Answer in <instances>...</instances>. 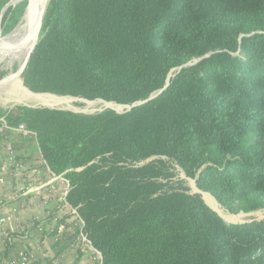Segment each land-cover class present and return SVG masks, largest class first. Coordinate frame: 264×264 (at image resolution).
Returning a JSON list of instances; mask_svg holds the SVG:
<instances>
[{"label":"trees","instance_id":"trees-1","mask_svg":"<svg viewBox=\"0 0 264 264\" xmlns=\"http://www.w3.org/2000/svg\"><path fill=\"white\" fill-rule=\"evenodd\" d=\"M46 10L22 72L29 91L131 105L178 67L123 112L10 114L65 174L102 264H264V219L226 222L175 178L176 165L229 212L264 208V0H50Z\"/></svg>","mask_w":264,"mask_h":264},{"label":"built area","instance_id":"built-area-1","mask_svg":"<svg viewBox=\"0 0 264 264\" xmlns=\"http://www.w3.org/2000/svg\"><path fill=\"white\" fill-rule=\"evenodd\" d=\"M70 185L64 173L55 174L39 146L37 132L24 123L9 125L0 118V264H6L5 253L17 236L26 237L28 228L51 234L59 219L54 212L72 215L77 220L76 241L91 252L94 264H102V255L82 231L83 221L66 199ZM36 205L46 218L6 228L22 210ZM56 210V211H55ZM53 223V224H52ZM22 234V235H18ZM30 256L20 252L18 261L30 264Z\"/></svg>","mask_w":264,"mask_h":264},{"label":"rangeland","instance_id":"rangeland-1","mask_svg":"<svg viewBox=\"0 0 264 264\" xmlns=\"http://www.w3.org/2000/svg\"><path fill=\"white\" fill-rule=\"evenodd\" d=\"M25 3H26L25 1H22L19 3H17V2L13 3L12 0H0V35L1 36H5V35L9 34L10 31H12V29L18 24V22L20 21V18L22 16V12H23ZM7 5H9V6H7ZM6 6L9 7V9H6L3 12V14H1V12L3 11V8H5ZM46 8H47V6H46ZM46 8L41 15V17H42L45 13L42 21L40 19L41 24L39 23V27H38V30H40L38 40H40L42 38L44 33L47 31L48 25H49V23H48L49 21L46 17V12H45V11H47ZM20 68H21V65H14L12 68V73H16ZM177 70H178V67L171 69L167 74L166 80H167L169 75L172 76L175 73V71H177ZM7 74H8V72L5 69L4 64L0 63V80L3 79V77L6 76ZM18 78H19L20 86L24 92L34 93V94H47V95H52L54 97H60L61 99L54 101L53 104H45V103L26 104V103L12 102L8 98L0 95V118L2 120L6 121V123H8L9 125H15L17 123H24L28 128H30L26 122H23V121H17L16 122V121L11 119V116H10L11 112H15L16 108L20 107V106H26V107L52 106V107L74 108V110L79 109L78 111H80V112H78V113H83V114H94L97 112H102L104 110H114L113 108H115L116 110L121 111V112L126 111L125 108H122V106H127L126 104H119V103H116L115 101H106V100L100 99V98L86 99L83 97H76V96H70V95L61 96V95H56V94L53 95V93L50 94V93L32 92V91L27 90L22 85V82H23L22 73L21 74L19 73ZM21 80H22V82H21ZM73 98L80 99V100H73ZM116 110H114V111H116ZM70 111H73V110L71 109ZM175 171L177 173L175 178L178 177L180 179H183L184 184L188 187L189 191L191 193H199L201 195V198L203 199V201L211 209H214L217 214L219 212H221L224 215L231 217L232 219L230 220V223L240 222V221L244 222V221H248L251 219H253V220L254 219H257V220L264 219V208L255 209V210H251V211H247V212L241 211V210L236 212V213L229 212L209 192H205V191L200 190L196 186L195 180L190 178V177H186L184 175V172L176 165H175ZM194 191H198V192H194ZM221 217L223 218L222 215H221Z\"/></svg>","mask_w":264,"mask_h":264},{"label":"crops","instance_id":"crops-1","mask_svg":"<svg viewBox=\"0 0 264 264\" xmlns=\"http://www.w3.org/2000/svg\"><path fill=\"white\" fill-rule=\"evenodd\" d=\"M54 213L61 217L54 232L42 233L35 226H30L26 237L17 236L6 248V264H21L18 261L20 252L30 256V264H94L91 252L76 241V218L68 214L62 216L60 212ZM35 218H38L36 222L45 219V211L36 205L28 206L6 228L13 229Z\"/></svg>","mask_w":264,"mask_h":264},{"label":"bare ground","instance_id":"bare-ground-1","mask_svg":"<svg viewBox=\"0 0 264 264\" xmlns=\"http://www.w3.org/2000/svg\"><path fill=\"white\" fill-rule=\"evenodd\" d=\"M22 1L26 3L20 21L9 34L5 36L0 35V63L4 64L8 72V74L0 80V95L16 103L53 104L54 101L60 100L61 98L47 94L24 92L20 86L18 76L23 66L22 63H24L23 61H25L28 52L37 40L39 23L41 24L42 21L41 15L49 0H12L13 3ZM7 6L5 8H7ZM14 65H21V68L16 73H12ZM69 109L74 110V108ZM219 213L228 221L232 219L221 212Z\"/></svg>","mask_w":264,"mask_h":264},{"label":"water","instance_id":"water-1","mask_svg":"<svg viewBox=\"0 0 264 264\" xmlns=\"http://www.w3.org/2000/svg\"><path fill=\"white\" fill-rule=\"evenodd\" d=\"M50 2V1H49ZM6 10V8H3V11L1 12V14H3V12ZM42 19H43V16H42ZM38 37H37V40L35 41V43L32 45V47H31V49H30V51L28 52V54H27V56H26V59H25V61H24V63H23V66H22V69H21V72H20V74L22 73V71L24 70V68H25V65L27 64V61L29 60V57H30V55H31V53H32V51H33V49H34V47L36 46V44L38 43ZM169 77H170V75L168 76V78H167V80H166V82H165V84H164V86L160 89V90H158L157 92H155V93H153V94H151L146 100H144V101H139V102H135V103H133V104H131V105H127V106H122V108H125L126 110H129L131 107H133V106H136V105H139V104H142V103H144L145 101H147L148 99H151V98H154L155 96H157L158 94H160L165 88H166V86L168 85V79H169ZM51 94V93H50ZM54 95V94H53ZM73 100H80V99H75V98H73ZM44 107H49V108H58V109H67V110H71V109H69V108H62V107H52V106H44ZM114 110H116L115 108H113ZM74 112H80V111H78V110H73ZM117 112H121V111H118V110H116ZM123 111V110H122ZM194 192H198V191H194ZM214 210V209H213ZM215 211V210H214ZM219 214V213H218ZM220 215V214H219ZM221 216V215H220ZM225 220V219H224ZM253 219H251V220H248V221H244V222H249V221H252ZM226 222H229L230 223V221H228V220H225ZM243 221H240V222H232V223H244Z\"/></svg>","mask_w":264,"mask_h":264}]
</instances>
